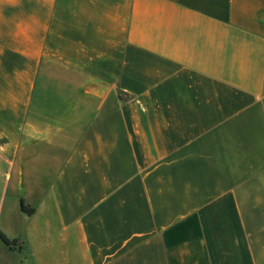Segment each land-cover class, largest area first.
I'll return each instance as SVG.
<instances>
[{"label": "crops", "instance_id": "obj_1", "mask_svg": "<svg viewBox=\"0 0 264 264\" xmlns=\"http://www.w3.org/2000/svg\"><path fill=\"white\" fill-rule=\"evenodd\" d=\"M0 232V264H264V0H0Z\"/></svg>", "mask_w": 264, "mask_h": 264}, {"label": "trees", "instance_id": "obj_2", "mask_svg": "<svg viewBox=\"0 0 264 264\" xmlns=\"http://www.w3.org/2000/svg\"><path fill=\"white\" fill-rule=\"evenodd\" d=\"M21 210L29 216H31L34 213V208L27 205L23 200H21ZM0 239L10 249L15 248L17 246V243H18L17 239L10 240L1 232H0Z\"/></svg>", "mask_w": 264, "mask_h": 264}]
</instances>
